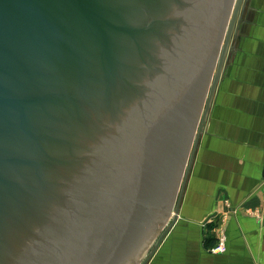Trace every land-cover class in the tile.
Here are the masks:
<instances>
[{
    "label": "water",
    "instance_id": "water-1",
    "mask_svg": "<svg viewBox=\"0 0 264 264\" xmlns=\"http://www.w3.org/2000/svg\"><path fill=\"white\" fill-rule=\"evenodd\" d=\"M248 2L0 0V264L150 261Z\"/></svg>",
    "mask_w": 264,
    "mask_h": 264
},
{
    "label": "crops",
    "instance_id": "crops-1",
    "mask_svg": "<svg viewBox=\"0 0 264 264\" xmlns=\"http://www.w3.org/2000/svg\"><path fill=\"white\" fill-rule=\"evenodd\" d=\"M243 18L178 221L150 264H264V0H249ZM223 233L226 252L214 254Z\"/></svg>",
    "mask_w": 264,
    "mask_h": 264
},
{
    "label": "built area",
    "instance_id": "built-area-1",
    "mask_svg": "<svg viewBox=\"0 0 264 264\" xmlns=\"http://www.w3.org/2000/svg\"><path fill=\"white\" fill-rule=\"evenodd\" d=\"M249 215L257 216V217H259L261 219L263 217V213L260 212V211H250ZM218 242H219L218 246L212 249V253L219 254V253L226 252V248H227V246H226V243H227L226 235L225 234H221Z\"/></svg>",
    "mask_w": 264,
    "mask_h": 264
},
{
    "label": "rangeland",
    "instance_id": "rangeland-1",
    "mask_svg": "<svg viewBox=\"0 0 264 264\" xmlns=\"http://www.w3.org/2000/svg\"><path fill=\"white\" fill-rule=\"evenodd\" d=\"M223 234H224V233H223ZM218 241H219V240H218ZM218 241H217V244H216L213 248H215V247L218 246V243H219ZM160 246H161V245H160ZM153 248H154V245L151 247L150 251H151ZM159 249H160V247L158 248V250H159ZM158 250H157V251H158ZM157 251H156V253H157ZM149 253H150V252H149ZM156 253H155V254H156ZM155 254H154V255H155ZM147 256H148V254H147ZM153 257H154V256H153ZM153 257L150 259V261H149L147 264H150V263H151V260L153 259ZM145 258H146V257H145Z\"/></svg>",
    "mask_w": 264,
    "mask_h": 264
}]
</instances>
